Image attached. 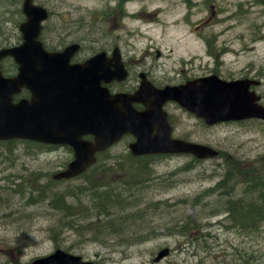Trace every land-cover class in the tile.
I'll return each instance as SVG.
<instances>
[{"label":"rangeland","instance_id":"1","mask_svg":"<svg viewBox=\"0 0 264 264\" xmlns=\"http://www.w3.org/2000/svg\"><path fill=\"white\" fill-rule=\"evenodd\" d=\"M69 1L76 4L74 15L81 8V21L90 20L79 29L71 28L75 38H90L85 43L97 52L112 54L118 47L130 66L145 64L150 70L154 67L149 77L156 85L179 86L202 77L203 71L197 68L203 65L205 75L219 72L236 78L245 74L262 76L263 84L257 88L264 105V8L258 0H205V11L195 7L189 15L181 6L183 2L180 5L177 0H148L130 3L127 16L121 20L114 15L113 21H100L107 16L105 1L110 0ZM45 3L53 11V18L45 24L43 34L49 43L57 45L59 32L63 31L58 28L59 19L67 16L68 2ZM110 4L115 6L116 1ZM14 15L9 7L0 10V45L20 37V28L11 23ZM226 16L230 20H223ZM204 17L205 44L198 38L204 34L203 29L195 28ZM187 22L195 24L191 27ZM225 22L234 25L226 29ZM158 52L161 55L157 58ZM192 67L196 69L191 71ZM137 81L133 72L125 84ZM120 88L123 87H117ZM165 107L177 137L210 145L229 158H152L148 173L141 175L148 182L131 190L126 198L127 204L134 206L125 214L139 212L143 219H127V233L108 246L92 240L84 227L95 214L94 202L86 197L78 203L70 200L76 209L74 216H68L50 206V196L55 191H78L90 182L103 180L123 191L120 170L126 167L130 175L128 145L133 138L127 137L101 154L83 178L70 181L57 179L72 160L68 149H38L25 141L0 144V264H28L58 248L97 264H245L238 261L241 256L248 264H264V223L260 231H249L227 220L228 200L240 197L246 189L243 174L223 183L227 171L234 167L227 163L233 160L241 162L244 171L256 168L264 173V121L253 119L209 127L174 102ZM41 187L47 195L44 200L37 198ZM183 225L188 233L179 234L177 230ZM139 236L148 239L131 247L119 244L124 238L140 240ZM164 248H170V254L155 262Z\"/></svg>","mask_w":264,"mask_h":264},{"label":"water","instance_id":"2","mask_svg":"<svg viewBox=\"0 0 264 264\" xmlns=\"http://www.w3.org/2000/svg\"><path fill=\"white\" fill-rule=\"evenodd\" d=\"M25 12L29 22L21 28L24 44L0 52V61L12 56L19 65V74L13 79H5L0 69V140L18 138L73 146L75 159L58 178L82 174L95 163L98 151L107 149L127 133L137 138L130 145L135 156L155 153L217 156L218 152L209 146L172 139L173 129L163 110L169 100L205 119L208 125L245 118L264 119V108L255 103L258 98L248 92L245 81L228 83L216 76L163 90L144 81L134 96H112L102 82L125 79L123 70L117 76H106L95 70L97 66L105 67L102 62L71 67L72 52L46 53L38 41L41 20L35 17L36 7L31 1L25 4ZM23 87L32 92V101L13 104V95ZM133 102H143L147 109L139 112ZM84 135H93L95 143L83 140ZM168 254L169 250L164 249L156 260ZM31 264L94 263L58 250Z\"/></svg>","mask_w":264,"mask_h":264},{"label":"trees","instance_id":"3","mask_svg":"<svg viewBox=\"0 0 264 264\" xmlns=\"http://www.w3.org/2000/svg\"><path fill=\"white\" fill-rule=\"evenodd\" d=\"M33 145L38 149L46 148V146L41 144L33 143ZM228 158V154H225V161ZM128 159L130 160L129 164H131L130 175L128 176V169L126 167H122L120 170L124 176L123 179L121 178L123 191H119L117 186H113L104 180L100 183L90 182V185L79 187L78 191L72 190V188L71 190H65V192H52L50 196V206L53 209L65 212L68 216L69 214H71L70 216H74L73 211H75L76 208H74L75 206L71 201L76 200V203H78L81 197H86L88 200L94 202L95 214L91 218L92 220L84 227L88 230V233L92 235V240L108 246L109 242L115 240L116 237L124 236L127 233L129 226L125 225L129 224L130 221L127 219L137 221L143 219L142 213L140 214L139 212L125 214L126 210L134 206L133 204H127L129 200L126 198L131 194V190L148 182V178L144 180L141 175L148 173V165L151 164V158H133L130 156ZM227 164L228 166L233 165L234 167L227 171L223 183L230 182L236 174H243V184H245L246 188L244 193H241L243 196L241 195L235 199L231 198L228 200L226 207V213L228 214L227 220L231 221L233 226L240 229L249 231L255 229L260 231V226L264 223V173L257 171L256 168H250L244 171L242 170V163L237 160L230 161ZM249 173H251V175ZM32 183H35V181ZM46 197L47 195L44 188L40 189V195L37 198L44 200ZM211 216L215 217L216 215L212 214ZM117 220H121V222ZM177 232H179V234L187 232L186 226L183 225L182 229H178ZM187 233L184 234L186 237L189 236ZM139 238L141 239L137 240V237H133V239L124 238L119 244L122 247H131L140 242L143 243L148 239L146 236L145 238L139 236ZM238 261L244 262L245 264L249 263V261L244 260L242 256Z\"/></svg>","mask_w":264,"mask_h":264},{"label":"flooded vegetation","instance_id":"4","mask_svg":"<svg viewBox=\"0 0 264 264\" xmlns=\"http://www.w3.org/2000/svg\"><path fill=\"white\" fill-rule=\"evenodd\" d=\"M36 2V4L41 5L43 7H45V9L48 11V18L45 21V24H48L49 22H51V19L53 18V11L50 10L49 8L46 7V0H34ZM68 2V11H66L67 16L63 15L60 16L61 18L59 19V25L61 24L60 27H58L59 29H62V32H59V34L61 36H59V43L57 45H53L52 43H49L48 40L45 41L46 45L45 48L49 51V52H56V51H62L65 48H67L70 45L73 44H79V50L78 52L74 55V57L71 60V64L73 65H77V64H81V63H86L89 59H91L95 54H97V51L94 50L93 48H89V46L85 43L86 41H89L90 38H85V39H81V38H75L74 37V33L75 30L71 29V28H76L79 29V27L84 24V25H88L90 24V20H84L83 22L82 17L79 16L80 12H81V8L79 10V14H75L74 15V9L76 4L73 3V1H69V0H65ZM111 1H116V5L113 6L110 4ZM140 2V1H144V0H137V1H132V2ZM24 2L25 0H0V10H3V7H9L10 9H12L13 12H15L14 15V20L11 19V23L12 26L14 27H21V25L26 21V16L24 14ZM105 7H106V11H107V16L103 17L101 20H114V15L116 16L117 19H123L125 17L126 14V10H127V6L131 3V1H127V0H110L105 1ZM178 4H180V2H183L184 4L181 5L183 6L186 10H187V14L189 15L193 8L195 7H202V9L205 11V0H177ZM192 8V9H191ZM65 12V11H64ZM91 13V12H90ZM90 13L86 14L89 15ZM186 15L184 16V19H186ZM77 19H79V22L77 21ZM203 20H201L196 26V30H200L203 29V33L201 36L198 35V38L204 42L205 44V17L202 18ZM223 20L228 21L230 20L229 16H226L223 18ZM72 22H76V24L74 25H70ZM185 24H191L193 27V25L195 24V22H187ZM225 24H228L227 22H225ZM229 25V24H228ZM234 25V23H230L229 26ZM70 27V28H69ZM78 27V28H77ZM190 27V26H189ZM1 28V25H0ZM71 29V30H69ZM61 31V30H60ZM193 33H196L195 31H192ZM45 38V35L42 34L41 35V39ZM22 37L20 35L19 38L15 37V41L14 42H9L7 43L5 46L6 47H13L16 45L20 44ZM50 40V39H49ZM56 44V43H55ZM107 61H110L111 59V55L107 54ZM122 62L125 65V68L127 69L129 75L133 72H135L138 76L141 75H147V77L150 79L149 77V73L154 71V67L150 68L146 67L145 64L143 65L144 67H139V66H130L129 65V60H127L126 58L122 57ZM1 67H2V72L6 77H12L15 76L17 74L18 71V66L15 63V61L12 58H6L2 61L1 63ZM196 68L192 67L191 71H194ZM197 69L202 70V76H205V66L201 65L199 66ZM145 71V72H141V71ZM204 73V74H203ZM210 74H216L219 75L223 78H228V79H232V78H236V75H223L219 72H210ZM193 74H189L187 76H190ZM248 74H245V76H247ZM244 76V77H245ZM151 80V79H150ZM138 86L137 83H133L132 86H126L124 87L125 90L130 91V92H134L135 91V87ZM112 88L114 87V85L111 86ZM25 98H30V94L25 93V95L21 94L20 96L16 97L15 101H18L20 99H25ZM137 107H139L140 109H142V106L140 104L137 105ZM50 147V146H49ZM52 149H59L58 147L52 148Z\"/></svg>","mask_w":264,"mask_h":264},{"label":"bare ground","instance_id":"5","mask_svg":"<svg viewBox=\"0 0 264 264\" xmlns=\"http://www.w3.org/2000/svg\"><path fill=\"white\" fill-rule=\"evenodd\" d=\"M225 27H226V29H229L230 28V26L228 25V24H226V25H224ZM223 26V27H224Z\"/></svg>","mask_w":264,"mask_h":264}]
</instances>
